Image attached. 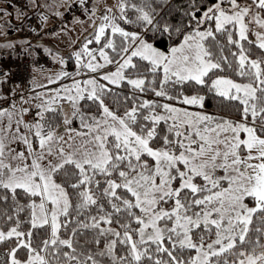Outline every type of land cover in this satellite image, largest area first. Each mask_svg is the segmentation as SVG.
<instances>
[{"label": "snow or ice", "instance_id": "1", "mask_svg": "<svg viewBox=\"0 0 264 264\" xmlns=\"http://www.w3.org/2000/svg\"><path fill=\"white\" fill-rule=\"evenodd\" d=\"M0 37V264H264V0H0Z\"/></svg>", "mask_w": 264, "mask_h": 264}, {"label": "built area", "instance_id": "2", "mask_svg": "<svg viewBox=\"0 0 264 264\" xmlns=\"http://www.w3.org/2000/svg\"><path fill=\"white\" fill-rule=\"evenodd\" d=\"M38 18H32L30 20V23H36ZM27 30V34L34 35L33 37H36L38 33L33 32L31 28L24 27ZM32 43L36 44V52L39 53V55L36 56H5V60H7L11 64V68L13 72L25 80H28L31 78L32 71L34 66L39 67H49L52 65L51 57L48 56V54L44 51V48L40 47L37 42L34 39L31 40ZM19 44V43H18ZM19 51V49H18Z\"/></svg>", "mask_w": 264, "mask_h": 264}, {"label": "rangeland", "instance_id": "3", "mask_svg": "<svg viewBox=\"0 0 264 264\" xmlns=\"http://www.w3.org/2000/svg\"><path fill=\"white\" fill-rule=\"evenodd\" d=\"M19 23L18 21H14ZM32 25H36L39 26V20L36 23H32ZM12 32H11V31ZM14 28H10L9 29V33H10V39H14L15 41L19 38V40L17 41V43H19L21 40H32L34 39L35 42L39 40V43H37L40 47L44 48L45 45H47L48 47H52L53 43H52V38L48 37V36H43L42 34H37L36 37H33L34 35H29L27 33L22 32L21 34H13ZM13 34V35H12ZM0 39H2V37H0ZM60 47L63 48L64 44H60ZM52 66V65H51ZM49 67H45V68H50ZM42 76V74H40Z\"/></svg>", "mask_w": 264, "mask_h": 264}, {"label": "trees", "instance_id": "4", "mask_svg": "<svg viewBox=\"0 0 264 264\" xmlns=\"http://www.w3.org/2000/svg\"><path fill=\"white\" fill-rule=\"evenodd\" d=\"M14 30H15V31H14L15 34H21L22 32L27 33V31H26L27 29H26V28H21V30H19V31H17V30L14 28ZM32 74H34L33 71H32Z\"/></svg>", "mask_w": 264, "mask_h": 264}, {"label": "crops", "instance_id": "5", "mask_svg": "<svg viewBox=\"0 0 264 264\" xmlns=\"http://www.w3.org/2000/svg\"><path fill=\"white\" fill-rule=\"evenodd\" d=\"M13 35V34H12ZM11 37V36H10ZM19 40V38L16 40V41H18Z\"/></svg>", "mask_w": 264, "mask_h": 264}]
</instances>
